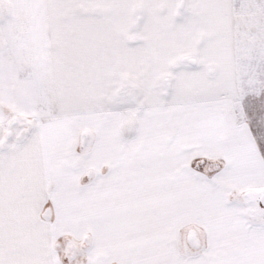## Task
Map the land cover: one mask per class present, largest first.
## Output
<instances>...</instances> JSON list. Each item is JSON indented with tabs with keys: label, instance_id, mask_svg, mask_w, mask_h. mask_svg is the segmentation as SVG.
Returning <instances> with one entry per match:
<instances>
[{
	"label": "snow or ice",
	"instance_id": "1",
	"mask_svg": "<svg viewBox=\"0 0 264 264\" xmlns=\"http://www.w3.org/2000/svg\"><path fill=\"white\" fill-rule=\"evenodd\" d=\"M0 264H264V0H0Z\"/></svg>",
	"mask_w": 264,
	"mask_h": 264
}]
</instances>
